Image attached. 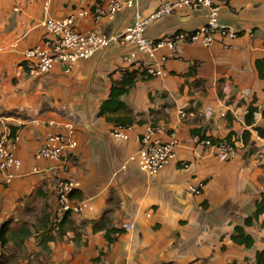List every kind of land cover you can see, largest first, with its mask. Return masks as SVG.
<instances>
[{
  "label": "crops",
  "instance_id": "crops-1",
  "mask_svg": "<svg viewBox=\"0 0 264 264\" xmlns=\"http://www.w3.org/2000/svg\"><path fill=\"white\" fill-rule=\"evenodd\" d=\"M160 1L139 0L137 10L124 8L112 22L95 25L88 17L76 29L117 35L135 11L147 15ZM100 2L0 0V134L17 128L12 150L21 163L10 182L0 175V225L8 220L11 230L30 232L9 239L0 249V264H93L98 257L99 264H254L256 252L264 250L262 217L245 228L254 239L251 249L235 245L230 235L264 193V137L244 122L255 107L253 126L264 129V80L256 67L264 60V0H226L220 6V23L239 33L225 45L180 44L176 54L157 51L156 61L165 58L164 77L137 81L122 96L140 121L124 129L126 141L113 139L112 125L97 111L108 96V75L128 65L130 47L112 43L70 72L54 65L45 78L28 75L20 65L27 50L42 47L40 21ZM204 22V11L172 14L152 23L145 36L160 40ZM141 60L133 62L136 67ZM148 124L163 130L164 141L175 136L180 143L175 157L154 176L129 161ZM68 127L76 148L58 160L39 158L43 141ZM192 130L218 139L232 133L233 156L197 144ZM245 130L252 149L240 140ZM60 181L76 183L70 200H86L92 209L70 214L77 236L64 228L46 241L43 232L49 226L40 220L45 212L53 214ZM200 184L199 194L190 191ZM102 217L115 228H131L108 244L103 232L92 231V222Z\"/></svg>",
  "mask_w": 264,
  "mask_h": 264
},
{
  "label": "built area",
  "instance_id": "built-area-1",
  "mask_svg": "<svg viewBox=\"0 0 264 264\" xmlns=\"http://www.w3.org/2000/svg\"><path fill=\"white\" fill-rule=\"evenodd\" d=\"M139 0H101L100 4L91 8L74 9L65 17L56 19L46 17L38 26L43 30L42 47H33L24 54L28 75L41 78L48 75L54 65L61 64L66 72L72 71L74 65L80 60L91 58L96 52L116 43L121 47H130L132 50L127 54L128 64L131 62L145 63L146 74L150 78L164 77L162 64L165 61L161 57L155 60V54L161 49H166L176 54L180 44L200 45L210 47L216 42L222 45L226 41L234 40L239 33L230 27L220 23V6L226 0H161L157 7L142 15L135 11L131 23L117 35H105L97 30L86 32L78 31L76 24L85 18H91L95 25L101 22H112L124 8L137 10ZM49 8L45 3L44 10ZM17 10V9H15ZM190 11H204L205 22L191 31H180L160 40H152L145 36L146 29L162 17L172 14L184 15ZM163 130L155 125L148 124L137 136L138 149L129 157V161L135 162L139 171L154 176L175 157V151L180 145L179 140L172 136L168 141L161 138ZM111 135L115 140H128V136L122 128H113ZM16 138L11 141L7 139V129L0 134V175L4 182L8 183L14 176V170L20 168V161L14 155L12 146ZM197 144L212 148L225 157L233 156L235 142H220L211 145L209 141H200L194 137ZM74 131L68 127L65 134H51L40 146L37 156L46 160H58L67 149L76 148ZM186 167V166H185ZM124 168V166H123ZM76 183L60 181L55 188L54 213L59 220L65 213L79 215L92 209L86 200L72 201L69 193L75 190ZM202 184L190 188L194 194H199ZM131 226H125L129 230Z\"/></svg>",
  "mask_w": 264,
  "mask_h": 264
},
{
  "label": "trees",
  "instance_id": "trees-1",
  "mask_svg": "<svg viewBox=\"0 0 264 264\" xmlns=\"http://www.w3.org/2000/svg\"><path fill=\"white\" fill-rule=\"evenodd\" d=\"M179 32V31H178ZM140 66H135L133 62L128 64L126 67L117 68L112 73L108 75L109 79V91L108 96L103 100L97 111V117H102L104 120L112 125L113 128H122L126 129L132 126L135 123H140L136 119L138 114L133 113L127 105L122 101V96L126 95L132 88L135 86L137 81L148 80L150 77L146 74L145 63L141 62ZM21 66L26 67V62L23 61L20 63ZM256 67L258 69V74L261 79L264 80V60H259L256 62ZM191 74V71L189 72ZM117 75L115 78L114 76ZM257 112L255 107H250L247 114L245 115L244 122L247 126L252 127L259 138L264 137V129L260 127L253 126L254 123V114ZM264 116V110L261 112ZM192 136H196L200 141H209L211 145H218L220 142H229L231 141L232 133H229L226 138L218 139L211 136H207L203 131L192 130ZM250 132L243 131L241 135V142L243 146H248L250 149L253 147V143L250 142ZM17 136L16 127L7 128V139L13 141ZM251 151L248 150V153ZM75 194V190L69 193V197H72ZM70 213H65L59 220L55 213L52 215L44 213L41 216V223L43 226H49L43 232V238L46 241L53 240L56 235H61L65 230L64 228L71 229L77 236L79 233L76 227L72 226V223L69 221ZM262 217L261 227L264 228V193L259 195V198L254 202V211L251 215L245 217L242 220L241 225H236L233 228V231L230 235V240L237 246H242L245 249H251L254 246L253 237L245 231V228L251 227L254 222ZM123 228H115L110 225V220L105 219L104 217L100 218L98 221L92 222V231L93 232H103L104 237L108 244L114 242L117 237L124 232ZM30 234L27 229L20 228L18 230H11L9 228V221H4L0 225V249L3 248L9 241L10 238H19L20 236L26 237ZM99 257L93 260V264H99ZM254 264H264V250L256 252L255 254V263Z\"/></svg>",
  "mask_w": 264,
  "mask_h": 264
},
{
  "label": "rangeland",
  "instance_id": "rangeland-1",
  "mask_svg": "<svg viewBox=\"0 0 264 264\" xmlns=\"http://www.w3.org/2000/svg\"><path fill=\"white\" fill-rule=\"evenodd\" d=\"M163 18V17H162ZM45 77H47V75L46 76H44V77H42V78H45Z\"/></svg>",
  "mask_w": 264,
  "mask_h": 264
}]
</instances>
